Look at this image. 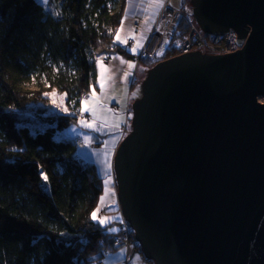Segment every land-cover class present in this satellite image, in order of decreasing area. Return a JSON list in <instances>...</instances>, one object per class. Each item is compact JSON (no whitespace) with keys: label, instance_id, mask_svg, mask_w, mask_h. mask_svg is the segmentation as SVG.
Instances as JSON below:
<instances>
[{"label":"water","instance_id":"obj_1","mask_svg":"<svg viewBox=\"0 0 264 264\" xmlns=\"http://www.w3.org/2000/svg\"><path fill=\"white\" fill-rule=\"evenodd\" d=\"M207 36L146 72L118 145L121 216L153 264H264V0H190Z\"/></svg>","mask_w":264,"mask_h":264},{"label":"trees","instance_id":"obj_2","mask_svg":"<svg viewBox=\"0 0 264 264\" xmlns=\"http://www.w3.org/2000/svg\"><path fill=\"white\" fill-rule=\"evenodd\" d=\"M125 2L0 0V264H95L113 252V225L90 217L103 190L97 164L55 136L78 124L97 58L131 59L111 48ZM187 31L180 20L163 61L177 56ZM33 81L50 90L24 88ZM51 91L67 93V114L52 111ZM131 241L139 248L133 233Z\"/></svg>","mask_w":264,"mask_h":264},{"label":"crops","instance_id":"obj_3","mask_svg":"<svg viewBox=\"0 0 264 264\" xmlns=\"http://www.w3.org/2000/svg\"><path fill=\"white\" fill-rule=\"evenodd\" d=\"M149 3L150 0H128L124 4V11L122 17L123 25H120L119 27V29H122L120 35L122 39L129 38L132 35L135 36V40L132 39L134 41V45L137 44V41L139 42L140 45L138 47L137 54L139 53L143 43L147 40L149 34L151 33L161 13V7L159 9H154L149 6ZM135 25L138 26L137 31L133 29ZM114 44L120 45L119 42H116ZM114 57H120L126 62L130 61L134 64V67L131 70H129L127 67V63L121 64L120 60L114 59ZM105 66L110 69L109 74L113 77V79L106 84L104 94L103 96H101V101H100L101 105L109 110L106 111L107 115L104 116L108 121L106 124V126L108 127H103V129H101L104 131L101 130L94 131L86 128L84 129L85 133H83V138L85 135H87L90 138L91 142L88 144L90 148L92 147V145L98 144L101 139H104L105 141L104 147L107 153V160L110 162L111 165L110 168H112L113 157L121 137V136L119 137L120 135L119 132L121 127L123 126V123L118 124L117 127H114L113 125L116 123L118 119L122 117L124 118L123 113L119 114L117 110L112 111L115 108L113 103L117 102V99L119 97H123L122 100H124V97L127 96L128 93V96L126 98V104H127V101L130 98V91L132 89L131 87L132 81H135V79L141 73H145L147 70L141 64H137L135 61H133L132 58L129 59L120 54L111 55L110 62ZM125 72H129L130 74L127 77H125L124 75ZM98 75H99V69L97 68V78ZM93 88H95L97 95L100 96V88L99 85L97 84V80ZM84 114H87L89 115L90 118H92L91 113H84ZM97 114H98V110L96 115ZM110 115L114 116V122H110V119L112 118ZM106 209L108 210V208ZM105 264H152V263L146 260L140 251H138L136 248L135 249L132 248V250L129 251L128 254L124 251L110 253L108 257H106L105 259Z\"/></svg>","mask_w":264,"mask_h":264},{"label":"built area","instance_id":"obj_4","mask_svg":"<svg viewBox=\"0 0 264 264\" xmlns=\"http://www.w3.org/2000/svg\"><path fill=\"white\" fill-rule=\"evenodd\" d=\"M170 2L171 0H165L163 2V8L160 16L137 55H134L129 50L130 47L134 45V41L132 39L128 40V47L121 44H113L111 48H117L129 54L132 60L134 59L137 64H139L140 59L148 62L159 63L163 61L162 59L170 46L171 39L178 27V23L180 20H183L187 25L188 31L185 38L175 46L174 54L177 56L186 55L194 51H199L208 55H229L240 51V46L236 44L237 34L234 31L230 30L224 36H207L199 29L188 10L186 11L184 8L174 9L170 6ZM133 29L137 31L138 26L135 25ZM109 62V56L104 57L102 60L103 64H108ZM260 103L263 104L264 102L260 101ZM127 116L129 118L131 115L128 113ZM80 117L85 120H89L87 117H83L82 115ZM97 148L100 149L101 146H98ZM113 229H116L117 231H110L113 233V237L110 241L111 251H124L128 254L133 248L131 241L133 232L130 226L123 219L118 225H114ZM109 253L110 251H105L103 255L104 258L96 261L95 264H105L104 259Z\"/></svg>","mask_w":264,"mask_h":264},{"label":"rangeland","instance_id":"obj_5","mask_svg":"<svg viewBox=\"0 0 264 264\" xmlns=\"http://www.w3.org/2000/svg\"><path fill=\"white\" fill-rule=\"evenodd\" d=\"M127 1L128 0H126V2ZM182 1H183V3H182ZM170 6L172 8H174V9H183L184 8V9H186V11L188 10V12H190V14H191L190 0H171ZM162 8L163 7H161V11H162ZM133 61H135V60L133 59ZM104 65H106V64H104ZM149 69L150 68H148V69L146 68L147 71ZM146 72L145 73H141L135 79V81H132V85H131L132 89L130 91V98L127 101V104H126V98L128 96V93H127V96L124 97V100H122L123 97H119L117 99V102L113 103L115 108L112 111L117 110L119 114H122V113L124 114V118L122 117V118H120V119H118L116 121V123L119 122V124L123 123V126L121 127L120 132H119L120 133L119 137L121 136L119 144L131 132V120H132L131 107H132L133 102L136 99H138L139 96H140V86H141L142 82L144 81V79L146 77ZM39 86H42V89H44V90H50L49 85L45 81L40 82L39 84L36 81H33V82L25 84L24 88L29 90V91H37L39 89ZM53 92H55L57 94L55 99H56L58 104L61 103L59 97L61 95H63V94H61L59 92L51 91V93H50V101H51L52 111H54L55 113H58V114H67L63 110V107H65L64 101H63V106L62 107H56L52 103L51 94ZM89 94H88V96H89ZM260 101L264 102V100H260ZM128 113L131 115L129 118L127 116ZM98 114L97 115L99 117L97 116L98 119H97L96 123L98 122L97 124H100L103 120L106 119L104 116L107 115V114H106V112H101L99 110H98ZM80 116H81V113L77 116L78 120L83 119ZM82 116L83 117H87L89 120L92 119L87 114H83ZM111 117L112 118L110 119V122H114V116H111ZM104 127H108V126L104 125ZM84 129H86V128L80 126L79 123H78L76 125L70 126L66 130L58 132L56 134V136H55V139L56 140H62V139H68L69 140L70 139V140L76 141V143L78 144V150L76 152V155H78V158L80 160H83V161L88 160V161H92L93 163L97 164L98 173H99V175L102 178V184H103L102 195L100 196V198L102 196L104 197V202L103 203H101V199L99 198V202H98L97 208L99 207L100 211L97 213V216H98V218H101V217H108L109 218L108 222L105 225H108L109 223H111L113 226L114 225H118L119 222H121L123 219H122L121 212H120V206H119V203H118V200H117V190H116V184H115L114 175H113V161H112V168H108L106 163H105V160L107 158V153H106V150H105V147H104L105 146L104 139H101L98 144L92 145L91 148L89 147V145L85 146L84 138H83V133H85ZM101 131H104V130H101ZM98 146H101V148L100 149L97 148ZM93 147H96V148H93ZM109 176L111 178L110 179V183L108 185L109 192L106 195L105 194V187L106 186H105L104 182H105L106 179L109 178ZM109 204H111V205H109ZM106 208H108V210ZM115 210H116V213H115ZM118 214H119V216H118ZM113 226L110 229H113ZM132 244H133V248L134 249L136 248L138 251H140V249L137 248V246L134 243H132ZM111 253H114V251L111 252ZM61 261L63 263L66 262L65 259H62Z\"/></svg>","mask_w":264,"mask_h":264},{"label":"snow or ice","instance_id":"obj_6","mask_svg":"<svg viewBox=\"0 0 264 264\" xmlns=\"http://www.w3.org/2000/svg\"><path fill=\"white\" fill-rule=\"evenodd\" d=\"M45 2H47V0H45ZM149 6L154 8V9H159L160 7L163 6V0H150V3H149ZM121 25H123V20L121 21ZM121 30L122 29H117L116 31V35L114 37V40H113V43H116V42H119L121 45H124L125 47H128V39H133L135 40V36L132 35L130 36L129 38H124L122 39L121 38ZM139 42L137 41V44L136 45H133L130 47V51L135 55L137 54V51H138V47H139ZM104 59V57H98L97 60H96V65H97V68L99 69V75H98V78H97V84L99 85V88H100V96L97 95L96 91H95V88H93L91 85L89 86L90 88V94L89 96H87L86 98L84 99H81L80 100V113L81 115H83L84 113H91L92 115V119L91 120H85V119H81L78 121L79 125L84 127V128H87V129H90V130H94V131H100L104 125L107 124V119L103 120L100 124H97L96 121L98 119L96 113H97V110L101 111V112H106V111H109L108 109H105L102 105H101V96H103L104 94V90H105V87H106V84L111 81L113 79V77L109 74L110 73V69L108 67H106L103 63H102V60ZM114 59H119L120 60V63L121 64H125L127 63V67L129 70H131L133 67H134V64L130 61H124L122 58L120 57H114ZM130 73L129 72H125V77H127ZM56 93L53 92L51 94V98H52V103L56 106V107H62L63 106V101L67 95V93H64L63 95H61L59 97L61 103H57L55 97H56ZM63 110L67 113L68 112V109L67 107H63ZM119 124V122H117L116 124H114L113 126L114 127H117ZM90 138L85 135L84 136V144L85 146H87L89 143H90ZM105 163L107 165L108 168L111 167L110 165V162L107 160H105ZM41 178L42 180H44L45 182H47V175L41 173ZM110 176L108 179L105 180V194L107 195L108 192H109V188H108V185L110 183ZM101 203L104 202V197L102 196L101 198ZM100 211V208L98 207L97 209L93 210L91 213H90V217L91 219L93 220H98V222L103 226L105 225L107 222H108V217H101V218H98L97 216V213ZM109 231H112V232H115L117 231L116 229H109Z\"/></svg>","mask_w":264,"mask_h":264}]
</instances>
